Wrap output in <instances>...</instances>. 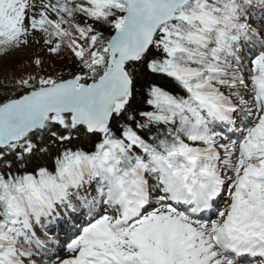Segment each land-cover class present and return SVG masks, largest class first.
Returning <instances> with one entry per match:
<instances>
[{"label":"snow or ice","instance_id":"snow-or-ice-1","mask_svg":"<svg viewBox=\"0 0 264 264\" xmlns=\"http://www.w3.org/2000/svg\"><path fill=\"white\" fill-rule=\"evenodd\" d=\"M33 45L0 264H264V0H0V59Z\"/></svg>","mask_w":264,"mask_h":264},{"label":"rangeland","instance_id":"rangeland-1","mask_svg":"<svg viewBox=\"0 0 264 264\" xmlns=\"http://www.w3.org/2000/svg\"><path fill=\"white\" fill-rule=\"evenodd\" d=\"M39 55L45 62L49 58L46 51H41L40 48L36 45H33L32 47L25 49L22 52L15 53L13 55H10L9 57L0 59V69L8 66L13 65L11 68H16L17 73L21 70V62L27 61L28 63H31V61L35 58V55ZM24 71H34V67H25L23 68ZM51 71V69H49Z\"/></svg>","mask_w":264,"mask_h":264},{"label":"trees","instance_id":"trees-1","mask_svg":"<svg viewBox=\"0 0 264 264\" xmlns=\"http://www.w3.org/2000/svg\"><path fill=\"white\" fill-rule=\"evenodd\" d=\"M13 65H8L2 69H0V76H3L4 75V70L7 69V68H11ZM12 69V68H11ZM13 71L16 70V68L12 69Z\"/></svg>","mask_w":264,"mask_h":264}]
</instances>
